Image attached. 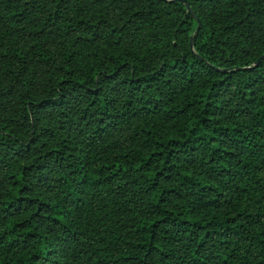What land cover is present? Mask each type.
I'll use <instances>...</instances> for the list:
<instances>
[{"label":"trees","instance_id":"1","mask_svg":"<svg viewBox=\"0 0 264 264\" xmlns=\"http://www.w3.org/2000/svg\"><path fill=\"white\" fill-rule=\"evenodd\" d=\"M185 1L0 0V264H264V0Z\"/></svg>","mask_w":264,"mask_h":264},{"label":"water","instance_id":"2","mask_svg":"<svg viewBox=\"0 0 264 264\" xmlns=\"http://www.w3.org/2000/svg\"><path fill=\"white\" fill-rule=\"evenodd\" d=\"M163 1H166V2H171V1H179V2H181V3H185V6H186V9H187V11H188V13L197 21V23H198V27H197V29L195 30V35H196V33L198 32V30H199V28H200V22H199V20H198V18L195 16V13L192 11V9H191V7L189 6V4L188 3H186V1L185 0H163ZM193 38L194 37H191V41H190V45H191V47L193 46ZM260 60H258L256 63H255V65H257L258 64V62H259ZM248 68H251V67H248Z\"/></svg>","mask_w":264,"mask_h":264}]
</instances>
